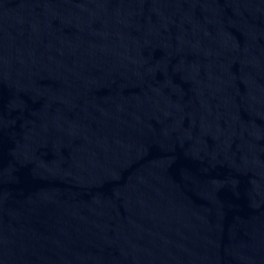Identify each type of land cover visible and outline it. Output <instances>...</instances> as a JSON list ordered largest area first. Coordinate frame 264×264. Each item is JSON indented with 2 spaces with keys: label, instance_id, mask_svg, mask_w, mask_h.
<instances>
[{
  "label": "water",
  "instance_id": "95a60500",
  "mask_svg": "<svg viewBox=\"0 0 264 264\" xmlns=\"http://www.w3.org/2000/svg\"><path fill=\"white\" fill-rule=\"evenodd\" d=\"M0 264H264V0H0Z\"/></svg>",
  "mask_w": 264,
  "mask_h": 264
}]
</instances>
